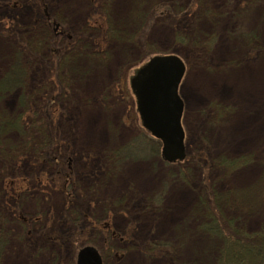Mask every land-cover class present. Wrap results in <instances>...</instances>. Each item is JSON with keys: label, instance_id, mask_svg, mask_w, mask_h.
<instances>
[{"label": "rangeland", "instance_id": "rangeland-1", "mask_svg": "<svg viewBox=\"0 0 264 264\" xmlns=\"http://www.w3.org/2000/svg\"><path fill=\"white\" fill-rule=\"evenodd\" d=\"M47 3L64 33L82 36L79 51L60 57L61 64L47 48L46 25L32 29L28 1L0 0V157L6 155L0 158V229L7 234L1 264H76L87 246L103 264H217L221 240L206 230L217 219L228 233L264 234V0ZM100 14L111 35L99 50L92 44L100 32L89 25ZM35 31L45 40L43 51L35 42L22 56ZM167 55L186 67L179 95L187 157L173 163L142 127L131 86L151 58ZM21 63L29 71L26 88L6 93L3 81ZM247 69L258 79L252 89L236 79ZM43 92L55 94L58 104L41 114L34 104L35 123L73 154L71 207L62 191L33 185L27 137L13 131H27L29 99L40 103ZM7 178L23 179L27 188L12 197ZM13 207L31 221L30 233L9 213ZM76 209L86 214L87 226L98 227L82 244L63 219ZM49 216L57 222H47ZM45 227L65 234L66 242L45 239Z\"/></svg>", "mask_w": 264, "mask_h": 264}, {"label": "trees", "instance_id": "trees-1", "mask_svg": "<svg viewBox=\"0 0 264 264\" xmlns=\"http://www.w3.org/2000/svg\"><path fill=\"white\" fill-rule=\"evenodd\" d=\"M28 5L31 6L32 11H34V20H33V28L36 29L40 25H46L48 31L50 32V41H47V48L49 49L50 54L53 56L56 63H60L59 59L65 58L67 54H71L74 50H78L77 48L81 43V38L72 37L66 33H64L63 28H61L60 22L58 18L51 14L49 3L47 0H27ZM97 3L99 0H95ZM94 24H90L89 27L92 30H98L100 32L99 36L94 40L93 44L95 47H99L107 42L110 39L107 28V22L104 15L100 16H93ZM36 32V31H35ZM33 34V37L30 41L26 40L24 43V49L22 51V56L27 57L30 53L33 52L32 50V43H37L39 48V52L43 51V47L45 44V40L42 38V35L38 32ZM72 37V38H71ZM19 39L22 40L21 36H18ZM44 42V43H43ZM99 50H96V55L99 54ZM37 52V53H39ZM64 55V56H63ZM60 59V60H61ZM53 60V62H54ZM61 64V63H60ZM52 68V67H51ZM13 72L16 73L14 78H9L8 80L5 78L3 83L7 84L5 91L6 93H11L17 89H20L22 92L23 89L26 87V76L28 77L29 71L26 68H23L22 63L17 64L14 66ZM6 80V81H5ZM4 84V86H5ZM3 86V87H4ZM2 87V88H3ZM39 92V91H37ZM58 98L52 94H48L43 92L42 99L37 102V100L29 99L30 109H28L27 114L24 118V125L27 128L25 132L22 128L13 127V131H16L19 135L25 134L27 137V145H26V154H33V159L31 161H26V163H30L31 167L36 171L37 175L33 178V185L38 183L39 188L43 186H47L49 191H62L66 196L67 206H72V199L74 198V173L72 170V162L73 157L71 155V150L69 148H65L61 146L63 142H58L56 140L54 134L50 136L41 124H36L35 119L38 115H36V111H34L37 107L34 105L37 103L39 107V113L41 114L42 110H47L49 113L52 110V106H56L58 104ZM25 104V103H24ZM28 120L30 122L29 126H27ZM52 121V118L50 119ZM22 122V121H21ZM32 124V125H31ZM6 132V129H3ZM2 130V131H3ZM53 139H52V138ZM143 142H140L139 145L148 144L149 139H143ZM136 144V143H135ZM156 145H159L157 142ZM63 147V148H61ZM153 152L155 153L154 149L156 146L154 145ZM123 150V149H122ZM117 152L116 155L120 156L123 155L126 151H131L130 148L125 149L123 151ZM141 149L136 150L135 152H139ZM158 151V148H157ZM159 152V151H158ZM157 153V152H156ZM1 155V150H0ZM23 153L20 154L22 156ZM6 155L1 156L0 158H5ZM24 157V156H23ZM27 157V156H26ZM24 159V158H23ZM21 163V162H20ZM37 185V184H36ZM27 186L24 183L23 179H11L7 178L4 180V188L5 192L12 195V197H17L23 193L24 189ZM32 187V186H30ZM36 188V187H35ZM38 189V188H36ZM16 200H18L16 198ZM9 213L13 214L14 219L18 222H25L28 224V228L25 229L28 233L31 232L30 230V220L27 221V218L22 220V213L20 212L19 208H11ZM13 212V213H12ZM73 218L76 221H73ZM47 222H57L54 217L48 218ZM63 219L65 222H70L71 224V231L69 235L77 239V243H84L85 239H88L90 233L94 228L97 226H87L84 222L87 221V216L85 213L76 209L74 213H70V211L63 214ZM223 224L218 222H214L213 225H210V228H206L207 231L215 234L221 241L219 246V260L217 264H264V234L262 233H255V234H247L242 232L234 231V233H228L223 229ZM52 227H45L42 229V236L45 237L48 241L57 242L58 244H64L67 240L65 234H58ZM107 229V228H104ZM103 230V228H100ZM104 231V230H103ZM101 231V232H103ZM99 232V231H98ZM105 232V231H104ZM65 235V236H64Z\"/></svg>", "mask_w": 264, "mask_h": 264}, {"label": "water", "instance_id": "water-1", "mask_svg": "<svg viewBox=\"0 0 264 264\" xmlns=\"http://www.w3.org/2000/svg\"><path fill=\"white\" fill-rule=\"evenodd\" d=\"M185 64L176 55L154 56L131 80L142 127L162 145V158L170 163L183 161L185 132L184 103L179 95ZM76 264H103L91 246L79 250Z\"/></svg>", "mask_w": 264, "mask_h": 264}, {"label": "bare ground", "instance_id": "bare-ground-1", "mask_svg": "<svg viewBox=\"0 0 264 264\" xmlns=\"http://www.w3.org/2000/svg\"><path fill=\"white\" fill-rule=\"evenodd\" d=\"M260 73H262V72H260ZM263 76H264V74H262ZM259 76H261V74H259ZM236 79L238 80V81H243V80H245V83L247 82L248 83V88L249 89H252L253 88V83L254 82H257V78H256V75H255V73L253 72V70H249V69H247V70H242V72H240V74L239 73H237V76H236ZM248 80H250V82H248ZM245 83H243V84H245ZM243 84H241V85H243ZM248 89V90H249ZM263 89H264V87H263ZM241 91H243V92H245V90L243 89V88H241L240 90L239 89H236L235 90V92H236V94H237V96L239 95V93L240 94H242V92ZM239 97V96H238ZM239 125V124H238ZM177 198L178 199H181V197H179V196H177ZM183 198H184V201L186 202H188V200H187V195L186 194H183V197H182V201H183ZM186 202V203H187ZM176 217V215H173V217L171 218V219H174Z\"/></svg>", "mask_w": 264, "mask_h": 264}, {"label": "flooded vegetation", "instance_id": "flooded-vegetation-1", "mask_svg": "<svg viewBox=\"0 0 264 264\" xmlns=\"http://www.w3.org/2000/svg\"><path fill=\"white\" fill-rule=\"evenodd\" d=\"M144 67V66H143ZM142 67V68H143ZM140 70V69H139ZM138 70V71H139ZM137 71V72H138ZM137 72H136V74H137ZM185 72H186V70H185ZM136 74H135V76H136ZM183 114H184V112H183ZM182 120H183V117H182ZM183 124V123H182ZM187 157V154H186V156H185V158ZM185 160V159H184ZM183 160V161H184ZM7 236V234L5 233V230H3L2 228L0 229V264H1V260H2V257H3V255L6 253V251H5V248H6V245H7V242H6V237Z\"/></svg>", "mask_w": 264, "mask_h": 264}]
</instances>
